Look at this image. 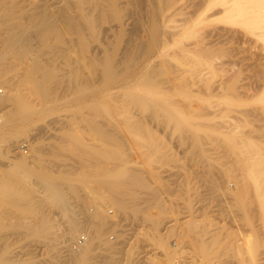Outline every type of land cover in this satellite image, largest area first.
<instances>
[{"label":"bare ground","instance_id":"obj_1","mask_svg":"<svg viewBox=\"0 0 264 264\" xmlns=\"http://www.w3.org/2000/svg\"><path fill=\"white\" fill-rule=\"evenodd\" d=\"M31 1L33 0H30L29 2ZM135 1H132V2L135 3ZM171 1L172 0H163L162 11L160 9L161 19H159V17H157L156 19H153L154 18L153 17L152 18L153 20H151V24L149 23L150 27L156 30L158 27L160 29V26L166 23V18L165 17L163 18L162 13L164 12V9L169 8L171 6L172 4ZM61 2L62 3L58 4L56 9L55 7L49 9L48 6L47 7L40 6L39 8V6L37 5L38 6L37 8L40 9L39 11L35 12L34 10L33 12H25V11L20 10L22 7L20 9H17L16 3L14 2H12V4L10 5L11 7L9 8L7 7V5L5 6L4 3L0 1V62L3 64L4 63L3 58L5 57V55H11L15 59V61H12L14 59H11L10 61L18 63V64L24 63L26 65V68H24L23 66L24 71L22 72L24 73L23 74L21 73L23 75L21 77L25 81V83L26 81L30 82V84L28 83L29 84L28 86H31L33 88L28 87L27 84H26V87L29 89V91H31L32 89L33 90L32 92H34V94L38 98H40L42 102L44 103V105L42 106L38 105V107H34L32 106L29 98L24 97L25 95L21 96L17 93L18 91L16 87V84H17L16 81L17 82L19 81L18 79L20 78V76H18L19 78L16 81H14V83L16 84H13L9 82V76H7L6 74V72L8 73V71L9 72L11 71L10 69H12V71L16 69V65H15V68H11L12 66L8 67V65L10 64H13L14 66V63L8 62L7 67L5 68L3 66L0 67V84L2 86H5L4 84L10 83L8 87L5 86V88H7L6 91L4 93L3 91H1L3 94L2 93L0 94V101H2V104L4 105V107L5 108L10 107L5 112L3 117L2 118L0 117V119H3V126H2L3 128H0V155L1 157L5 156L3 148L6 145L16 141L15 137L17 134L24 133L23 129H24L25 124L32 122L35 119L41 120L44 118V116L56 110V107L53 105L54 99L56 97L61 95L62 98H65L63 101L65 107H68L72 103H75L73 102L74 101L73 99L67 98L69 97L68 96L69 93L67 94V96H65V94L67 93L68 90H70V88L73 89V87H75L77 83L80 84V82H82V86H83V83H85L84 87L86 88L82 87L83 89L95 90L97 91L96 95L98 94L101 96L102 99H105L103 101V104L107 107V110L104 109L105 111H102L101 115L99 113V116H97V119L99 118L98 120H96L95 117L91 115L87 116L89 115V113L86 115L83 112L87 116L84 119H86V122L91 126V128L92 126L94 127L93 131L99 138L94 135L93 137H96L98 140L100 139L101 140L100 142H102L103 145H100L99 147L94 144L93 146H87L86 144H83L82 141L78 138H70L68 135H66L67 133H64V135H62V137L65 136L64 139L62 137L58 139L59 135L56 136L57 138H54L52 136L53 137L52 139H55V141L53 142V144L47 145L48 146L47 148L44 147L43 143L40 140L35 139L34 144L31 145L30 147L31 156L32 155H40V156L41 155H51V156L59 155L58 157L60 156L65 157V155H74V156L77 155L79 158L77 159L78 160L77 163L80 164L79 168H81L80 170L81 172H76V173L73 171H68V170H62L56 173L52 171L53 169L50 170L47 167H45L44 166L45 164H43L41 161V157L37 158V156L36 157L34 156L35 159L37 158L36 160L32 158V160L35 161L34 163H36L37 165V166L35 165L36 166L35 168L30 167L32 163L31 162L29 163L27 159H25L22 156L17 157V160H12L10 163L8 162V164L0 162V264H19L18 255H21V253L18 254L17 251H18V248H20L19 244L20 242H22L23 239H24L25 245H22V248L30 249L29 252L31 251L33 247L38 248L40 246H43V247L49 248V250L51 251V257L49 259L50 264H132L130 261V258H128L126 262H121L120 260H118L119 261L118 262L116 261V258L113 256L114 253H112L111 251L108 252L109 248H112V247H110V243H108L109 247H107L105 243L106 241L104 242L103 239H106L104 238V235L107 233L106 232L107 228L110 227V225H114L116 220L113 223H110L112 222L111 220L114 219V217L111 214L112 218L109 221L110 218L108 219V217L106 216L107 211L103 207V205L111 204V206H113L114 209L116 210V214H118L117 212H120V213L124 212L128 209L129 206L133 207L132 204L131 205L129 204L132 203L131 200L132 198L135 199V197L130 192V190L133 187L147 188L148 186L146 180L140 177L139 174L135 172V169H133L134 170L133 171L131 168L129 169L126 166L127 157H125L124 155L130 154V152L128 153L127 151L128 149L130 150V148H133L134 151L139 150L140 155H144L145 151L143 149L145 148L143 147L142 149H140L139 147H141V145H145L146 152L149 153V155L152 152H153L152 154L154 155H161V156L162 155H173V154H169L168 150L165 149L166 142L161 144L160 141L162 137L159 140L156 137L152 136V134L149 132V129L148 131L145 129L143 120L146 118H151L152 120L153 119L160 120L158 118L160 117V113H162L161 120L162 122H164L162 124H166L167 126L170 125L171 128H172V125L175 126V128L178 127L179 129L177 130H180L179 132L180 140L183 141L185 138H188V140L190 139V142H186L187 144L189 143L190 145V149H189L190 151L188 154L191 153L192 155H198L199 156L198 159H200L199 163L203 164L206 167L214 166L213 165L214 163L212 162V160L202 159V157L204 156L208 157V155L210 154L208 153L209 151L207 148V146L209 145V144L207 145L208 140L210 144H211V141L213 140L212 137H210V135L215 134L219 127L221 131H224V132L226 131L221 129L224 125L222 126L220 122L215 121L214 118L212 117L214 116L212 115L215 113L214 111L217 110V112L220 113L219 111L220 109L209 111L210 109H207V107L203 105L201 108L195 109L196 111L194 112V113H197L199 116L204 114V116L199 117V119H202L203 121H200L198 119L195 120L196 119L195 117H198V116H195L193 118L195 121H192L189 117L183 116L181 114L183 112V108L173 105L174 107H177L175 108L177 114H176V117H174L168 112V109L163 108L162 106L158 104V101H159L158 99L150 98L151 102L147 103L148 101L145 98L146 96L143 97L140 95L142 93H144V95H147V96L152 94L153 91L157 89L156 87L159 83H162V84L168 83L171 85V87L176 89L175 87H177V85L179 86V83H180L179 81L180 79L177 80V78H179V76L182 77L181 76L182 70L184 72L186 70L182 68L180 69L179 67L176 66L175 68L173 67V71H171L172 72L171 77L168 78L167 76V78H165L164 80L155 79L154 78L155 74L157 75L158 73H161V72L164 73V71L166 73L167 72L169 73L170 71L167 69H163L159 66L157 69V65H153L150 67L151 63L154 62V60L152 62L151 60L153 58H158L156 55L157 53H160L162 57L166 55L168 56L170 55V53H168L165 50L166 47H162V46L158 47V45L154 43L155 41L152 42L154 38L153 40H150V41L148 40V38H143L142 36H144L143 34L145 32L141 33L143 32L141 28H140L141 30L140 33L142 34V36L140 37L141 39H139V36L137 37L138 39L133 40L132 38L133 43L130 42L127 45L128 40H130L129 39L131 36L130 35L128 37L126 45H124L125 47L124 46L122 48L119 47L118 42H116V44L107 42V45L102 46L103 48L101 50L100 49L94 50V48L92 49L89 42L91 39H92L91 42L101 41L100 38L102 34H100L99 30L102 25L105 27V30L107 31V30H113V29L124 30L125 29L124 27L127 24H129L128 20L132 14L129 12V15H130L129 16L127 15V12L123 11V6L121 5V2H119V0H62ZM137 4L139 3L137 2ZM54 5H57V4H54ZM51 6L52 5H50V7ZM216 6L222 7V11L220 10L221 8L218 11V12L221 11L222 15L220 14L221 15L220 18L224 20V22L223 20L221 22L223 23L226 22V26L227 25L229 26V28H224L226 29V33L229 36V37L226 36L228 37L227 39H230V43H228L229 45L227 44L228 46L226 47V56H227L226 58H228V60L226 61L228 62L229 65L231 64L236 65V62H238L236 61L237 59L236 57L239 54H241L242 56H240L241 57L240 62L248 61L249 62L247 63L248 65H246V63L245 65L247 67H252L254 69L253 75L255 74V77L256 75H259L258 77L264 78V76H260L261 74L264 75V0H208L206 9L213 8ZM154 7H156V5H154ZM143 8L145 9V7ZM148 12L149 10L147 11V13ZM157 13H156V16H157ZM146 15H148L146 17L151 18L149 14H146ZM200 19L201 18H199L198 20L195 19L197 21H194V22L191 21L192 22L191 27L187 28V26H185L186 28L183 29L182 33L180 32L181 34L179 35L180 37L176 41V45L180 44L181 43L180 41L184 38L195 37L196 28H198L199 25H201ZM143 20L147 21V19H144V18ZM202 20L205 21L207 20V18L204 17ZM212 20H215V18ZM217 20H219L218 17H217ZM134 24H135L134 26L136 27L135 22ZM127 26H130V24ZM138 26L140 27V25ZM144 27H147L148 29V26L145 24H144ZM235 27L242 29L244 33L240 32L241 33L240 34L239 30L235 29ZM214 28L216 29V27ZM159 29H157V31ZM220 29L222 30V27ZM220 29L217 31H220ZM62 31L66 32V34L69 35L72 41L76 43L75 45H77L76 46L77 49L76 50L74 49L75 50L74 54L77 57L79 56V58H81L80 59L81 65L77 64L76 66H72L69 72L60 71L59 68H56L59 65H56L55 67L54 66L55 64L52 65L51 63L45 64V65L42 64V62L38 59L39 54L37 55V53L35 52L36 49L34 51L35 53H33V49H32L33 40H36L41 44L49 40L48 39L49 37H53L55 35L58 36L60 35L59 33L62 34ZM205 31L210 33V31H207V30ZM205 31L203 32V35ZM88 32H89V35H88ZM101 32L103 33V31ZM129 33L132 34V32L130 31ZM146 33L149 34V31H146ZM136 35H139V33L138 34L136 33ZM213 35H215V33H213ZM103 36L105 37L104 34ZM196 36L198 37L199 35H196ZM206 37H208V34H206ZM198 38H197L198 41L202 39L201 37L200 39ZM240 38H246L245 40L249 44V45L247 44L248 47L244 48L245 45L244 46L241 45L242 41L240 40ZM53 39L55 40L54 37ZM111 39L112 38H110L109 40ZM238 39H239V42H238ZM147 40L148 42H146ZM36 41H35V44L37 43ZM193 41H195V39ZM193 41L191 42L193 43ZM162 42L165 43L163 39H162ZM44 45L43 47L45 48ZM239 45L242 46L244 49H241V47L239 48ZM195 47L193 51L200 54L201 59H203L202 60L203 63L206 65V68L198 69L196 67L197 69L196 68L193 69L190 67L191 68V71L189 72L190 80L189 81L181 80L183 82V86H181L180 88L184 87L185 82L186 84L190 83L191 85H194L199 82L203 85L205 84V88L211 89V90L217 87L218 89L219 88H222V89L229 88V84L230 83L233 84L235 79H237V76L240 74V72L243 71V70L241 71L240 68L237 69L236 71H232V73L227 79L226 78L225 80L223 79L220 83L215 82V84L218 83V86L212 87L213 85L211 86L209 83H205L204 79H205V74L209 72H214L215 68H217L215 67V65H213L214 62L212 60L214 58L212 59V57L214 56L211 57V53H210L211 49H209L210 47L208 48L205 45V43L202 45L196 44ZM181 48L183 49V46ZM220 50L223 51V49H220ZM37 52L39 53V51ZM45 52L47 53V51ZM177 55L180 57L179 53ZM172 56H176V55L173 53ZM69 58L70 57L68 56V59ZM195 58H198V57L196 56ZM72 60L73 59H71V61ZM6 61H9V60H6ZM166 61L164 60L162 62L163 65L168 63V62L165 63ZM120 64H123V67L120 66ZM204 64L203 66H205ZM17 67H19V65ZM168 67L166 66V68ZM8 68L10 69L7 70ZM206 70L207 72H204ZM187 71L188 70H186V72ZM216 72L217 71H215L214 74H216ZM130 73H132L131 74L133 75L132 77L129 75ZM13 75H16V73ZM17 75L14 77H17ZM158 75H157V78H158ZM213 75L211 73L210 76H213ZM217 76L218 75H216V77ZM214 78H215V75H214ZM11 79H12V76H11ZM22 79L20 83H22ZM215 81H217V79ZM23 83H22V86L25 84ZM201 84H198V86H200ZM170 85H167V86L170 87ZM22 86L21 88L24 87ZM24 89H22V91L27 90L26 88ZM167 89L168 87H166V90ZM73 90L75 91V89ZM113 90L117 91L115 95H112L114 94ZM30 94H29V97L33 95V94L30 95ZM72 94L74 95V93ZM186 94L188 95V93ZM27 95L28 93L26 94V96ZM165 100L166 102L171 103L168 105H172V103L176 102L174 100L172 101L167 100V99ZM189 102L191 103V101ZM139 104L144 105L142 106V109L143 107L146 108L147 106L146 115L142 117H138L139 115L137 113L138 111L137 107ZM73 105L75 106L76 104H73ZM208 105H211V104H208ZM188 106H190V104ZM211 107H214V105ZM191 108L192 107H190L189 109ZM88 109H92V108H88ZM222 109L223 107H221V110ZM92 114L96 115L97 112L96 114L95 112H93ZM260 114H264L263 111ZM206 116L208 118H206ZM178 118L179 120H182V121H179ZM147 120H146V124H147ZM216 122L217 124L218 123L220 124V126L218 124L219 126V127L217 126L218 128L216 127ZM223 122L225 121L223 120ZM63 124H66V123L64 122ZM69 124L67 127L68 130H69ZM80 124L78 123L77 126L79 127ZM8 125L14 126V129H15L14 133H12L13 131H8L7 129H4L5 127H8ZM73 125H75V123ZM83 125L85 124H82V126ZM61 126L62 125H60V127ZM70 126L72 127V129L70 130L75 131L74 129L76 127L72 126V124H70ZM187 126H193L194 128L198 129V132H196L195 134L191 132L187 133V130L185 129ZM148 127L149 126H147V128ZM159 127H160V124H159ZM190 128L191 127H189V129ZM134 131L137 132V135ZM40 132H42V129ZM79 132H82V131H79ZM133 132L135 133L136 136H133L134 134ZM81 136H82V133L80 137ZM208 137L210 138L207 139ZM179 138H176V140L177 139L179 140ZM215 139H216V136H215ZM219 139L217 142L215 141V143L218 146V149H220L221 152H225V154H228V153L231 154V155H225V156L223 155L225 159L226 157H228V159L226 160L229 162H225L223 161V159H219L220 157L217 159L218 161H216L215 159L216 163L218 162L217 164L219 166V169L216 166L215 168H217V170L223 171L227 175L228 178L234 179L232 186L229 183H227L228 191H226V194H228L230 199L233 200V202L230 201L232 203L229 202L230 206L233 207V209L231 210V213L233 216H236V213H238L239 214L238 216L241 218V220H243L248 225H250L254 233L256 232L259 234L257 235V237H255L256 235L254 236L256 239L255 238L247 239L245 242H243L242 244H238V245H235L234 243H232L233 241L232 239H229L228 241L225 242L223 240L226 238V235L223 234L225 230L222 228H213L212 224H210L211 221L207 220L208 218L207 213H204L200 220H193V219L187 220L184 223V234L179 235V237L180 239L186 238V241L188 242V240H190L191 236L193 235L192 233H195V232L197 233V243L195 244L194 242V244L196 247L195 249L197 250L198 259L192 262L191 264H210V262L212 261V260L210 261L211 259L210 257L212 253L215 252V250L219 252L218 254L214 253L215 255L218 256L216 258L217 260L220 258L218 260V264H226V257H229V256L235 257L239 264H252L256 260V256L258 255L257 254L258 247L259 246L263 247V244H264V147L262 146V144H259L258 142H255V141L254 142L250 141V139L246 140V138L245 140H243V138L241 140H235L232 138L227 140L226 138L227 141L219 140ZM183 143H182V146L186 144V143L184 144ZM160 145H162L163 147H161ZM211 146L214 148L213 145ZM82 156H86V157L83 158ZM229 158H231V160H229ZM73 159L74 157L72 158V160ZM198 159H197V162H198ZM43 160L47 162L48 159L46 160L43 157ZM74 160H73V163H74ZM49 162H51L50 159L48 160L47 164ZM54 162H56L55 167H57V164L59 163H57L56 160ZM54 162L52 161V163ZM105 162L115 163L118 169L115 172H113L110 169L112 167L108 168L107 166L108 163L106 165L107 166L106 169H104L105 167L103 166L105 165L103 163ZM70 163L68 162V164ZM61 164H59V168ZM111 164L112 163H110L109 166ZM78 166H75V167L78 168ZM117 167H113V168H117ZM212 173H213V170H212ZM112 175H114V177L116 178H121V180L119 182L117 181L116 183L117 185L118 183L119 185H122L123 188L126 189L127 191L121 194L120 196L119 195L117 196L115 194H105L106 198L103 197L102 199H99L101 195L100 190H103V188L105 189L104 186H101V187L98 186V189L102 188L99 190L100 195L97 193L90 194V192L88 193V191L86 192L84 189L83 191L84 193L86 192V194L83 196V200H81V202H83V205L81 206H83L84 208H86V206L87 208L89 206H93V209L91 210L90 208L89 209L86 208V211L83 209L82 212H84V214L82 216H78L72 207L71 198H75L77 201L79 199V196H82V195H79V196L77 195L79 187H82L83 189V188H86L87 183L94 182V185H95L96 182L98 181L100 182L101 180L108 182L109 181L108 179H110ZM205 176L206 174L204 175V177ZM204 181H206L207 184H209V186H214L215 188L220 187V184L217 181V179L213 176H209V174L207 175V177H205ZM64 186L66 188H63ZM98 189L96 188V190ZM227 199L229 200V198ZM13 205L17 206L20 210L18 211V210L11 209L12 207H14ZM53 209L59 210L62 213V216H64L63 221L65 223V226L60 231L55 228L56 224H54V220H52L50 216L52 212L51 210ZM133 209H136V207L132 208V210ZM140 210L141 209L137 208L138 212L143 213V216H141L143 217V220L148 222L150 225V228H149L150 232L147 234V240L150 242V245L152 246V250L155 251L159 248H163L164 245H166V239H168L167 237L169 235L167 236V234L164 233V235L161 236L159 232H160V229H162V226H163L162 223L164 219L166 218L167 212L169 211V209L164 206H161L156 201H152L149 204H146V206L143 208V212ZM256 218H260L261 223L263 224L259 230H257L255 226L253 225V221ZM83 228L87 230L86 232H88L86 235L87 236L86 241L83 244L74 247V244L71 245L70 240L71 239L73 240V238L76 237V235H78V233L81 230H83ZM172 229L174 230V228ZM172 229L171 231H173ZM208 234L210 235L208 236ZM206 236H208V239H206ZM141 238H143V236ZM101 241L104 242L105 244L103 243L102 245ZM100 243H101L100 246L102 247L106 246L105 248L109 254L102 253V250L104 248H100L99 246ZM116 244H119V243H116ZM114 245H115V242H114ZM63 248H65V250L68 252L65 256L62 257L60 256V250H62ZM116 249H119V248L116 247ZM65 250H63L62 253ZM32 251H34V249ZM29 252H26V254L29 255L30 254ZM154 253L156 254L157 252H154ZM127 254L129 256L132 255V251L128 250ZM163 255L166 256L165 257L167 261L166 264H171L168 254L163 253Z\"/></svg>","mask_w":264,"mask_h":264},{"label":"rangeland","instance_id":"obj_2","mask_svg":"<svg viewBox=\"0 0 264 264\" xmlns=\"http://www.w3.org/2000/svg\"><path fill=\"white\" fill-rule=\"evenodd\" d=\"M0 1L2 3H4L5 6L7 5V7H9V8L11 7L10 5L12 4V2H14V3H16L17 9H20L22 7L20 10L25 11V12H33L34 10H35V12L39 11L40 9L37 8L38 6H39V8H40V6H42V7L48 6L49 9L54 8V7L56 9L58 4L62 3L61 2L62 0L61 1L60 0H44V1L43 0H41V1L40 0H33L31 2H29L30 0H27V1L26 0H9V1L8 0H0ZM18 1H20V2H18ZM132 1H135V0H119V2H121V5L123 6V11L127 12V15H129V12L132 14L131 16L129 15L130 17L128 20L129 21L128 23L130 24V26H127V25H129V24H127L124 27L125 29L123 28L125 31L124 30H116V29L106 31L105 27L102 25L100 27V30H99L100 34H102L101 38H100L101 41L100 42H96V41L91 42L92 41V39H91L89 42L92 49L94 48V50H98V49L101 50L103 48L102 46L107 45V42L108 43H115V44H116V42H118L119 47L122 48L124 45H126L128 37L130 35L131 36L129 39L131 41L128 40L127 45L130 42L133 43L134 39H138L137 38L138 36H139V39H141L140 38L142 36L141 33L145 32L143 34L144 36H142L143 38H148L149 41L153 40V38H154V40L152 42L155 41L154 43H156L158 45V47H160V46L166 47L165 50L168 53H170V55H168V56L167 55L163 56L164 59L160 55V53H157L156 55L158 58H153L151 60V62L154 60L155 63L152 62L150 67L153 65H157V69L159 66L163 69H167L170 71L169 72L170 74L168 72L166 73L165 71H164L165 74L162 72L158 73V74H160V75L157 74L158 78H157V75L155 74L157 72H155L154 73L155 79L164 80L165 78H167V76H168V78L171 77L172 76L171 71H173V67L175 68L176 66L179 67L180 69L182 68V69H184V70L186 69L188 71L186 72V70H185V72H184L182 70V73H181L182 77L179 76V78H177V80L180 79L179 80L180 83H179V86L177 85V87H175L176 89L171 87V85L168 83H165V84L159 83L156 87L157 89L155 91H153L152 94L147 96V95H144V93H142L140 95L143 97L146 96L145 98L148 101L147 103L151 102L150 98L158 99L159 100L158 104L160 106H162L163 108L168 109V112L174 117H176V114H177L176 110H175V108H177V107H174V106L176 105L180 108H183V112L181 114L183 116L189 117L192 121H195L197 119L200 121H203L202 119H199V117L204 116V114L199 116L197 113H194L196 111L195 109L201 108L203 105H205V107H207V109H210L209 111H211V110L214 111L215 109H218V110L220 109L219 110L220 113L217 112V110H215L214 111L215 113L212 114L214 116H212V117L214 118L215 121L220 122V124H222V126L224 125L226 127V129H225L224 126L223 127L221 126L222 127L221 129L225 130L226 132L221 131L220 127H219L220 124L218 123L219 124V126H218V124L216 122V127L218 126L219 128L217 127L218 129H217V132L215 134L210 135V137H212V139H213L211 141V144L208 140L207 145L208 144L209 145L208 146L206 145L208 148V151H209L208 153H210V154L208 155V157H206V156L202 157L203 160H207V159L212 160V162L214 163L213 164L214 166L206 167L203 164L199 163L200 159H198L199 158L198 155H192L191 153L188 154L190 151L189 150L190 145H189V143L187 144L186 142H190V139L188 140V138H185L184 139L185 141L180 140V138H179L180 130H177V129H179L178 127L175 128V126L172 125V128L174 129L173 130L170 125L167 126L166 124H162V123H164L161 120L162 113H160V117L158 118L160 120H155V119L152 120L151 118L144 119L143 124L145 125L144 126L145 129L147 131L149 129V132L152 134V136L156 137L159 140L162 137L161 141H160L161 144L166 142L165 143L166 144L165 149L168 150L169 154H173V155H162V156L161 155H154V154H152L153 152L149 155V153L146 152L145 145H141V147H139L140 149H142L143 147L145 148V149H143L145 151L144 152L145 154L143 153L144 155H140L139 150L134 151L133 148H130V150L129 149L127 150L128 153L130 152L131 155L130 154L124 155L125 157L128 158V159L126 158V160H127L126 166L129 169L130 168L132 170L135 169V172H137L140 177H142L144 180H146L148 186H147V188L133 187L130 190V192L135 197V199L132 198V200H131L132 203L129 204V205L132 204L133 207L129 206L128 209L124 212H121V213L117 212L118 214H116V210L114 209L113 206H111V204L110 205H107V204L103 205V207L107 211L106 213L108 214V215L106 214V216L108 217V219L110 218L109 221L111 220L112 216L114 217V219H112L111 220L112 222H110V223H113L116 220L114 225H110V227H108L109 230L107 228L108 231L106 230L107 233L105 232L106 234L104 235V238H106V239H103V240H104V242L106 241L105 243H106L107 247H109L108 243H110V247H112V248H109L108 252L111 251L112 253H114L113 256L116 258V261L120 260L121 262H126V260H128V258H130V261L132 264H166V262H167L165 259L166 256H164L163 253L164 254L167 253L168 257L170 258L171 264H191L192 262H194L195 260L198 259L197 250L195 249L196 248L195 244L197 243V233L196 232L192 233L194 236L192 235L193 237L191 236V238H190V240H188V242L186 241V238L180 239V237H179V235L184 234V223L189 219L200 220L202 218V215L204 213H207V217L209 218V219L207 218V220L211 221L210 224H212L213 228H222L225 230V232H223V234L226 235V238L224 237L225 239H223V238L222 239L225 242L228 241L229 239H232L233 240L232 243H234L235 245L242 244L247 239L255 238L259 234L256 232L254 233L252 231L251 226L248 225L243 220H241V218L238 216L239 215L238 213H236V216H233L231 213V210L233 209V207L230 206V203H232L233 200H231L229 195L226 194V191H228L227 183H229L232 186L234 179L228 178L227 175L223 171L217 170V168H215V166H216L219 169V166L217 164L218 162L216 163V161H218L217 159L219 157H220L219 159H223V161L229 162L226 160V159H228V157H226V159H225L224 156L225 155H231V154L230 153L225 154V152H221L220 149H218V146L215 143V141L217 142L219 138H220L219 140H226V138H227V140L231 139V138L235 139V140H241L243 138V140H245V138H246V140L250 139V141L258 142L259 144H262V146L264 147V118H263L264 114H260V113H262V111L264 113V81H263L264 78L258 77L259 75H256V77H255V74L253 75L254 69L252 67L246 66V65H248L247 63H249L248 61L240 62V60H241L240 56H242L241 54H239L236 57L237 59L235 58L236 61L240 62V63L236 62V65H234V64L229 65L228 62L226 61V60H228V58H226L227 57L226 56V47L229 45L228 43H230V39H227L229 36L226 33V29H224V28H229V26L228 25L226 26V22L223 23L224 20L220 18L222 15V13H221L222 7L216 6L213 8L206 9V5L208 3V0H172L171 6L169 8L164 9V12L162 13L163 18L164 17L166 18L167 24L164 23L162 26H160V29L158 27L157 29H159V30L157 31V29L155 30L154 28L150 27V24H151V20L156 19L157 17H159V19H161V15H160L161 13L160 12L162 11L163 0H143V1L142 0H136L135 3H133ZM141 1H142V3H141ZM160 1H161V3H160ZM137 2L139 4H137ZM54 4H57V5H54ZM50 5H52V6L50 7ZM154 5H156V7H154ZM157 6H159V7L161 6V7L159 8ZM143 7H145V9ZM147 9L149 10L148 13H147V11H148ZM160 9H161V11H160ZM219 9L221 10L220 12H218ZM145 13L149 14V16H151V18L146 17L148 15H146ZM156 13H157V16H156ZM204 17L207 18V20H205V21L202 20ZM217 17L219 20H217ZM143 18L147 19V21L143 20ZM148 18H149V20H148ZM199 18H201L200 19L201 25H199L200 23L198 24L199 27L196 28L195 37L184 38L180 41L181 42L180 44L176 45V41L180 37L179 35L182 33L183 29L186 28L185 26H187V28L191 27V25H192L191 21H193V22L197 21ZM214 18H215V20H212ZM136 19H138V20H136ZM195 19H197V20H195ZM222 20H223V22H221ZM187 21H188V23H187ZM202 21L205 23H203ZM206 21H207V23H206ZM134 22L136 23V27L134 26L135 25ZM139 22H140V24H139ZM210 23H211V25H210ZM144 24L148 26V29H147V27H144ZM206 24H208L209 26ZM138 25H140V27ZM188 25H190V26H188ZM103 27H104V29H103ZM214 27H216V29ZM221 27H222L223 31L220 29ZM140 28L143 30V32H141V33H140V31H141ZM208 28H210V29H208ZM217 28H219L220 31H217V30H219ZM235 29L239 30V33L240 32L244 33V31L238 27L237 28L235 27ZM135 30H136V32H135ZM205 30L210 31L211 34L209 32H206ZM101 31H103V33ZM129 31L132 32V34L129 33ZM146 31H149V34H147L148 32L146 33ZM204 31L206 34H208V37H206L205 33L203 35ZM115 33H116V35H115ZM136 33L137 34L139 33V35H136ZM200 33L202 34V36ZM213 33H215V35H213ZM218 33H219V35H218ZM59 34L60 35H58V36H56V35L53 36L55 38V40L53 39V37H49L48 38L49 40L46 41L47 43L44 42L45 45H44V43L40 44L38 41L33 40L32 41L33 53L36 52L37 55L38 54L40 55V56L38 55V59L42 62V64L45 65V64L51 63L52 65L55 64L54 65L55 67H56V65H59L56 68H59L60 71H63V72L68 71L69 72V70L72 68V66H76L77 64L81 65V60H80L81 58H79V56L77 57L74 54V51L77 49V47H76L77 45H75L76 43L72 41V39L69 37V35L63 31H62V34L61 33H59ZM103 34L105 35V37L103 36ZM88 35H89V32H88ZM157 35L159 38L157 37ZM196 35H199L198 36L199 38ZM116 36H118V37H116ZM226 36H228V37H226ZM200 37L202 39H200ZM110 38H112L111 39L112 41L109 40ZM132 38H133V40H132ZM197 38L200 39V41H198ZM162 39H163V41H165V43L162 42ZM194 39H195V41L197 40L199 43L197 41L196 42L193 41ZM245 39L246 38H240V40L242 41V44L241 43L240 44L243 46L245 45L244 48L248 47V45H249ZM67 40H68V42H67ZM69 40H70V42H69ZM148 40L146 42H148ZM35 41L37 42L36 44H35ZM49 41H51V42H49ZM124 41H126V42H124ZM156 41H158V42H156ZM191 41H193V43ZM206 42H208V43H206ZM238 42H239V39H238ZM162 43H163V45H162ZM204 43L208 48L210 47L209 49H211V52H210L211 57L214 56V57H212V59L214 58L212 60L214 62L213 65H215V67H217V68L219 66V68H218L219 70L217 68H215V70H214V72L217 71L218 73L216 72V74H214V72L208 71L209 73L205 74V79H204L205 83H209L211 86L213 85L212 87H216V86H218V83H220L223 79L224 80H225V78L227 79L230 76V74L232 73V71H236L239 68L241 69V71L243 70L237 76V79H235L234 83L229 84V88H224V89L219 88L218 89V87H217V88H213L212 89L213 91H212L211 89L205 88V84L203 85L199 82L194 84V85H191L190 83L186 84V82H185L184 87L180 88L181 86H183V82L181 80H183V81H185V80L189 81L190 80V73L189 72L191 71V68H193V69H195L196 67L198 69L206 68V65L203 63V61H202L203 59H201L200 54L193 51L196 44L202 45ZM244 43H246V44H244ZM43 45L45 46V48L43 47ZM71 45H73L74 47ZM64 46H65V48H64ZM182 46H183V49L181 48ZM61 47H62V49L64 48L67 51L63 49L64 50V52H63ZM240 47H241V49H244L242 46L239 45V48ZM43 48H44V50H43ZM35 49H36V51H35ZM220 49H223V51ZM37 51H39V53ZM45 51H47L48 54ZM70 51H71V53H70ZM67 52H69V53H67ZM173 53L176 56H172ZM178 53L180 54V57L177 55ZM64 54L65 55L67 54V55L65 56ZM47 55L49 58L47 57ZM193 55H194V57H193ZM53 56H55V57H53ZM64 56H65V58H64ZM68 56L70 57L69 59H68ZM196 56L198 58H195ZM176 57H177V59L178 58L179 59L177 60ZM11 59H14L11 55H5V57L3 58L4 63L2 64L0 62L1 63L0 67L3 66L5 68V67H7V63L11 62V63H14V66H13V64L9 63L10 65H8V67L12 66L11 68H15V65H16L15 70L18 69L17 71H15V70L12 71V69H10V68L7 69V70H9V69L11 70L10 72L8 71V73L6 72L7 76H9V82L13 83V84L17 83L16 84L17 91H18L17 93L21 96L25 95L24 97L29 98L32 106L38 107V105L39 106L44 105L42 100L40 98H38L34 94V92H32L33 90L31 88H33V87L28 86L30 84V82L26 81V83H25V81L21 77V76H23L22 74L24 73V72H22V71H24L23 66H24V68H26V65L24 63L18 64V63L12 62V61H15V59L10 61ZM62 59L65 61H63ZM71 59H73V60L71 61ZM76 59H77L78 63H77ZM196 59L198 60V62ZM199 59H201V60H199ZM6 60H9V61H6ZM164 60L165 61L167 60L165 63L168 62L167 63L168 65L167 64H165V65L168 67L171 64L172 68H171V66L168 67L169 69L166 68V66L163 65V63H162ZM50 61H52V62H50ZM54 61H55V63H54ZM61 62H63L64 64ZM5 63H6V65H5ZM158 63H160L161 66ZM176 63H178L179 65ZM245 63H246V65H245ZM203 64L205 66H203ZM18 65H19L20 69H22V70H20L19 67H17ZM63 66H65V67H63ZM120 66L123 67V64H120ZM250 68H251V70H250ZM144 72H145V70H144ZM204 72H207V70ZM15 73H16V75L18 74L17 77H14L16 75H13ZM19 73L20 74L22 73V74L20 75ZM187 73H189V74H187ZM211 73H212V75L213 74L215 75V78H214V75L210 76ZM131 74L132 73H130L129 75L132 77L133 75H131ZM216 75H218V76L216 77ZM11 76H12V79H11ZM18 76H20V78ZM260 76H264V75L261 74ZM13 78H15V79H13ZM122 78H124V77H122ZM17 79L19 80L18 82L16 81ZM21 79H22V83L23 82L25 83V84L23 83L24 87L22 86V83H20ZM216 79H217V81H215ZM14 81H16V83H14ZM215 82H218V83L215 84ZM10 83L4 84V85L8 87V85ZM26 84L28 87H31L30 88L31 91H29V89L26 87ZM84 84L85 83H83V86H82V82H80V84L77 83L76 86L73 87V89H75V91L72 88H70V90H68L67 93L65 94V96H67V94L69 93V95H68L69 97H67V98L73 99L74 100L73 102H75V103H72L68 107H65L64 103H63L65 98H62V96L59 95L58 96L59 98L56 97L54 99V102H53V105L56 107V110L50 112L48 115L44 116V118L41 120L35 119L34 121L25 124L24 129H23L24 133L23 134H17L15 137L16 141L6 145L3 148L5 156L1 157V155H0V162L8 164V162L10 163L12 160H17V157L22 156L25 159H27V161L29 163L30 162L32 163L30 165V167L35 168L37 165H36V163H34L35 162L34 160H36L38 157L39 158L41 157L42 163L45 164L44 166L50 170L53 169L52 171H54L56 173L60 172L62 170L73 171L75 173L81 172L80 171L81 168H79L80 164L77 163V161H78L77 159H79L77 155H75V156L74 155H65V157L64 156L58 157L59 155H57V156L53 155L54 157L51 155H41V156L40 155H32L33 156L32 157L31 152H30L31 151L30 147H31V145L34 144L35 139H38L43 143L44 147L47 148L48 147L47 145H49V144L51 145L55 141V139H52L53 137L57 138L56 136L59 135L58 139H60L62 137V135H64V133H67L66 135H68L70 138L80 139L82 141V143L86 144L87 146H93V144H94V145H97L99 147L100 145H103V143L100 142L101 140L100 139L98 140L96 138L98 136L93 131L94 127L92 126V128H93L92 129L91 126L86 122V119H84V118L91 115V116L95 117L96 120H98L99 118L97 119V116H99V113L101 115L102 111L107 110V107L103 104V101L105 99H102L101 96L98 94L96 95L97 91H95V90L83 89V88H86V87H84L85 86ZM198 84H201L203 86H201V85L198 86ZM167 85H170V87ZM5 86H2L0 84V94L2 93L1 91H3V93L6 91L7 88H5ZM21 86L23 88H21ZM232 86H234L236 89ZM112 87H113V85H112ZM166 87H168L167 90H166ZM24 88H26L27 90L24 91L25 90ZM22 89H24L23 91L26 94L28 93L27 96L22 91ZM71 90L74 92H72ZM204 90H206V91H204ZM221 90H222V92H221ZM71 92L74 93V95ZM113 92H114V94H112V95H115L117 91L113 90ZM30 93H32L33 95ZM186 93H188V95ZM29 94L32 96L29 97ZM165 99L170 100V101L174 100L176 102H174L175 104L172 103V105H168L171 103L166 102ZM183 99H185V100H183ZM198 99L200 102L198 101ZM211 100H213V101H211ZM189 101H191V103ZM36 103H37V105H36ZM73 104H76V105L74 106ZM189 104H190V106H188ZM208 104H211V105H208ZM215 104L217 105V107ZM213 105H214V107H211ZM83 106H84V108H83ZM142 106H144V105L139 104L137 107V110H138L137 113L139 115L138 117H142V116L146 115L147 106H146V108L143 107L144 110L142 109ZM190 107H192V108L189 109ZM221 107H223L222 110H221ZM9 108L10 107L5 108L4 105L2 104V101H0V117L1 118L3 117V115L5 114V112ZM88 108H92L93 110L88 109ZM190 110H192V111H190ZM83 112L86 115L89 113V115L86 116ZM93 112H95V114L97 112V114L93 115L92 114ZM143 113H145V114H143ZM183 113H185L186 115ZM190 113H191V115H190ZM75 115H77V116H75ZM71 116L74 118H72ZM195 116H198V117H195ZM194 117L196 118L195 120L193 119ZM206 118H208V117L206 116ZM0 120H1L0 121L1 122L0 128H3L2 127L3 126V119H0ZM63 120H65V121H63ZM77 120L78 121L80 120L81 122L80 121L78 122ZM146 120H147V124H146ZM178 120H179V118H178ZM223 120L225 122H223ZM179 121H182V120H179ZM64 122L67 125L63 124ZM67 122L72 124V126L76 127V128L73 127V128H75L74 130L76 132L70 130V129H72V127ZM152 122L154 125L152 124ZM74 123H75V125H73ZM78 123L79 124L82 123L85 125L82 126V124H80L78 127L77 126ZM59 124L62 126L60 127ZM68 124H69V130L67 128ZM159 124H160V127H159ZM147 126H149V127L147 128ZM151 127H152V129H151ZM189 127H191V128L189 129ZM4 129H7L8 131H13L12 133H14V130H15L14 126H11V125H8V127H5ZM41 129H42V132H40ZM185 129L187 130V133L191 132V133L195 134L196 132H198V129L194 128L193 126H187ZM152 130H153V132H152ZM218 130H220V131H218ZM79 131H82V132H79ZM172 131H173V133H172ZM229 131L231 134L229 133ZM39 132H40V134H39ZM134 132L137 135V132L136 131H134ZM234 132H235V134H234ZM81 133H82V136L80 137ZM135 133L133 134V136H136ZM225 133H227V134H225ZM93 135L96 137H93ZM213 136H214V138H213ZM215 136H216V139H215ZM210 137H208L207 139H209ZM62 138L64 139L65 136ZM176 138H179V140L178 139L176 140ZM183 142L186 143L188 146L186 144H184ZM182 143L184 144V146H182ZM211 145H213L215 149ZM160 146L163 147L162 145H160ZM209 149H211V150H209ZM219 155H221V156H219ZM34 156L35 157L37 156V158L35 159ZM42 156L46 160L50 159L51 162H49V163H51L52 166L49 163L47 164L48 160H47V162L44 161ZM71 156H72V158L74 157V159H76V160L73 159L74 163H73ZM79 156H81V155H79ZM82 157L84 158L86 156H82ZM32 158L34 160H32ZM54 158H56V159H54ZM197 159H198V162H197ZM215 159H216V161H215ZM55 160L57 161V163H59V164L62 163L64 165L61 164L60 168H59V164H57V167H55L56 166L55 165L56 162H54ZM229 160H231V158H229ZM52 161L54 163H52ZM68 162L69 163L71 162V163L68 164ZM107 163L108 162L103 163L105 165V166H103V167H105L104 169H106L107 166H108V168L112 167L110 169L113 172H115L118 169V167H117V165H115V163L109 162L108 165H107ZM110 163H112V164L109 166ZM198 163L201 166H199ZM33 164H34V166H33ZM53 164H54V166H53ZM78 164H79V166H78ZM147 165H148V167H147ZM75 166H78L79 169L76 168ZM113 167H117V168H113ZM58 168H59V170H58ZM69 169H71V170H69ZM212 170H213V173H212ZM207 173L209 174V176H213L217 179V181L220 184L219 188H215L214 186H209V184H207V182L204 181L205 177H207V175H208ZM205 174H206V176L204 177ZM112 177H114V175H112ZM112 177L110 179H108L109 180L108 182L101 180L100 182L99 181L96 182L95 185H94V182L87 183L86 188H83V189H82V187H79L80 191L82 190L80 192L78 189L77 195L78 196L82 195V196H79V199H78L79 201L78 200L76 201L75 198H71L72 207L78 216H82L84 214V212H82L83 209L86 211L87 206H86V208L81 206V205H83V202H81V200H83V196L86 194L87 191H88V193L90 192V194H92V193L99 194V192L101 191L100 192L101 195L99 194L100 195L99 199H102L103 197H105V194H115L117 196L118 195L120 196L121 194H123L124 192L127 191L126 189L123 188L122 185H119V183L117 185V183H116L117 181L119 182L121 180V178H116V177L112 178ZM112 183H113V185L116 184L117 186L116 185L113 186ZM98 186H100V187L104 186L105 189L103 188V190H100L102 188L98 189ZM63 188H66V187L64 186ZM96 188L98 190H96ZM84 189L86 191L85 193L83 191ZM91 189L93 190V192ZM82 192H83V194H82ZM227 198H229V200ZM152 201H156L161 206H164V207L169 209V211L167 212V216L162 223V225H163L162 229H160V232H159V234H161V236L164 235V233H166L167 236L168 235L169 236L167 237L168 239H166V245H164L163 248H159L155 251L152 250V246L150 245V242L147 240V234L150 232L149 231L150 225L148 222L143 220V217H141V216H143V213L137 211V208H138V209H141L140 211L143 212V208L146 206V204H149ZM230 201H232V202H230ZM75 204H76V206H75ZM78 205H79V207H78ZM13 206L14 207L10 206V207H12L11 209L18 210V211L20 210L17 206H15V205H13ZM135 207H136V209L132 210V208H135ZM89 208L92 210L93 206H89L87 209H89ZM51 211H49V212H51V214H50L51 219L54 220V224H56L55 228L59 231L62 230L65 226V223L63 221L64 216H62V213L59 210L53 209ZM111 214H112V216H111ZM27 216H26V218H27ZM53 216H54V218H53ZM11 220H13V219H11ZM253 225L255 226V228L257 230H259L263 224L261 223L260 218H256L253 221ZM110 228H112V229H110ZM172 228H174V230ZM164 229H166V230H164ZM171 229L173 231H171ZM86 231L87 230L83 228V230H81L78 233V235H76V237L73 238V240L71 239L70 240L71 245L74 244V242L76 240L75 238L79 237L81 234L87 235L88 232H86ZM90 233H92V232H90ZM209 235L210 234H208V236ZM142 236H143V238H141ZM208 236H206V239H208ZM262 240H263V238H262ZM102 241H101V243L103 245L104 242H102ZM114 242H115V245H114ZM194 242H195V244H194ZM101 243L99 244V246L101 245ZM116 243H119V244H116ZM192 244H194V245H192ZM22 245H25L24 239L22 240V242H20V244H19L20 248H18V251H17L18 254L21 253V255H18L19 264H50L49 259L51 257V251L49 250V248H46L43 246H40L38 248L33 247L31 249V251L33 249H34V251L29 252L30 249L22 248ZM111 245H113V246H111ZM105 247L100 246V248L105 249V250L103 249L105 252L102 250V253L103 254H109ZM116 247L119 249H116ZM63 250H65V248L60 250V256H62V257L65 256L68 252L65 250L66 252L64 251L62 253ZM128 250L132 251V255L129 256L127 254ZM216 251L217 250H215L214 253L218 254L219 252L218 251L216 252ZM26 252H29L30 254L28 255V254H26ZM154 252H157V253L155 254ZM214 253H212V255L210 257L211 258L210 261L212 260L210 262V264H218V260L220 259L219 258L217 260L216 258L218 256L215 255ZM257 254L258 255L256 256V260L252 264H264V244H263V247L262 246L258 247V253ZM226 264H239V263L237 262L235 257L229 256V257H226Z\"/></svg>","mask_w":264,"mask_h":264},{"label":"built area","instance_id":"obj_3","mask_svg":"<svg viewBox=\"0 0 264 264\" xmlns=\"http://www.w3.org/2000/svg\"><path fill=\"white\" fill-rule=\"evenodd\" d=\"M87 236L85 234L80 235L74 242V247L83 244L86 241Z\"/></svg>","mask_w":264,"mask_h":264}]
</instances>
